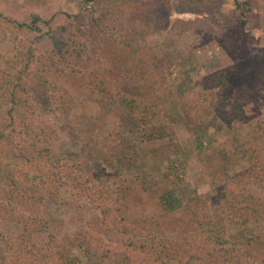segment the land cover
<instances>
[{
	"label": "rangeland",
	"instance_id": "1",
	"mask_svg": "<svg viewBox=\"0 0 264 264\" xmlns=\"http://www.w3.org/2000/svg\"><path fill=\"white\" fill-rule=\"evenodd\" d=\"M111 9L142 15L146 32L136 43L124 39L122 23L103 33L93 25L94 16ZM0 14V127L10 107L3 73L16 72L12 62L20 67L25 40L42 34L33 44L39 55L53 48L43 20V33L18 23L30 24L38 15L53 18L54 29L65 23L73 32L78 24L86 29V57L71 55L75 70L57 74L69 94L66 104L54 80L32 81L36 109L27 124L33 128L22 131L24 123L16 120L15 142L0 168V253L7 250L3 236L12 235L33 250L28 261L56 264L55 246L78 232L115 250L120 238L93 226L104 209L126 222L149 216L166 235H178L188 219L174 211L189 197L200 196L212 218L229 211L214 199L225 183L236 194L264 201V0H0ZM131 53L138 73L124 76L119 70ZM217 72L224 83L214 78ZM102 87L142 105L159 104L154 124L172 125L177 142L139 138L128 107L109 100ZM167 105L181 112L171 113ZM182 108L201 111L200 122L189 124ZM215 150L223 165L210 174L202 156ZM245 170L244 179L232 181ZM11 171L37 193L36 205L3 190Z\"/></svg>",
	"mask_w": 264,
	"mask_h": 264
},
{
	"label": "trees",
	"instance_id": "2",
	"mask_svg": "<svg viewBox=\"0 0 264 264\" xmlns=\"http://www.w3.org/2000/svg\"><path fill=\"white\" fill-rule=\"evenodd\" d=\"M92 1L88 0V2ZM56 15L55 13L53 18ZM1 17L0 14V21ZM53 18L42 19L36 15L30 24L27 22L18 23L20 27H29L31 31L43 33V28L39 25V21L43 20V23L48 26L47 33L52 39L53 48L49 54H36L33 44L41 38L42 34L29 37L25 40V52L22 53L20 67L17 62H12L10 68H15L16 72L12 74L5 71L3 73L4 82L8 86L10 107L6 116L8 122L5 126L0 127V140H4L1 146L0 168L10 152V147L15 142L12 132L17 128L16 120L24 123L21 125L22 131H24V126L27 129L33 128L34 124H27L28 119L35 115L36 109L30 91L31 82L35 81L36 84H39L54 80L61 91L57 74H69L75 70L68 64V58L73 54L80 58L86 57L85 43L82 41L86 29L78 24L77 32H73L68 23L54 29L50 25ZM70 18L68 19L70 20ZM118 23H122L126 29L124 39L130 44L136 43L135 37L138 33L146 32V22L140 13L111 9L103 10L99 16L93 18V25L102 33L112 26H118ZM137 60L135 54L131 53L119 73L124 76H136L138 71L134 67L137 66ZM25 76L28 80L25 79ZM214 76L219 79L220 84L224 83L222 72H217ZM207 78H204L203 86L210 93L212 92L211 88H206L209 83ZM103 91V95L108 92L109 100L118 99L128 107L134 122L138 125L137 136L139 138L150 142H160V145L163 140L166 141L164 144L177 142L178 136L172 125L166 124L158 127L154 124V118L159 114L161 108L159 104L142 105L125 93L114 95L104 88ZM61 92L65 93V97L62 98V104L65 105V99L69 98V94L67 89ZM202 95L204 99H208V94L203 92ZM167 106L171 113L173 110L177 111L174 114L181 112L178 107ZM182 110L185 111L183 114L189 124L190 121L200 122L203 115L201 111L195 109L196 114L194 111L190 112L188 108H182ZM6 129H9L10 132H6ZM32 145L34 146V144ZM160 147L163 150V146ZM238 153L235 162L241 159V150ZM202 160L210 174L216 171L217 166L223 165L218 150L206 152L202 156ZM246 173H249L248 170L235 174L232 181L244 179ZM251 175H254V172ZM225 184L222 186L221 192L214 196V199L216 203L227 204L225 206L229 207V211L226 210L223 216L212 218L206 211L204 200L200 196L189 197L183 209L177 208L174 211L178 217L180 215L181 221L182 213L180 211L186 212L188 219V221L182 222L181 233L178 235H166L160 222L149 216L126 222L123 218L114 216L110 211L104 209L93 217V226L109 232L113 238L119 237L121 242L117 249H102L87 235L78 232L75 236L62 238L55 246L53 256L57 259L56 264H106L105 261H111V264H177L179 260L185 261V264H195L196 262L203 264H264V201L256 199L251 193H248L247 196L241 192L236 194L227 183ZM3 190H11L16 197L22 198L28 204L36 205L38 202L37 193L31 190L26 181L19 179L14 171L8 173ZM230 198L233 200L228 202ZM166 206H170L169 210L174 208L171 201L166 202ZM232 222L233 225L230 226ZM3 239L7 250L0 253V264H46L41 261H28V255L30 256L33 250L19 244V237L9 235L3 236Z\"/></svg>",
	"mask_w": 264,
	"mask_h": 264
}]
</instances>
